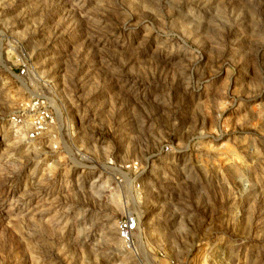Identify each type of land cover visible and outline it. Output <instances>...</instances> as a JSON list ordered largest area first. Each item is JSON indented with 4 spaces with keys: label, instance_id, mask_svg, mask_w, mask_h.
<instances>
[{
    "label": "rangeland",
    "instance_id": "374dc122",
    "mask_svg": "<svg viewBox=\"0 0 264 264\" xmlns=\"http://www.w3.org/2000/svg\"><path fill=\"white\" fill-rule=\"evenodd\" d=\"M126 207L143 264H264V0H0V264H132Z\"/></svg>",
    "mask_w": 264,
    "mask_h": 264
},
{
    "label": "built area",
    "instance_id": "2783aa9c",
    "mask_svg": "<svg viewBox=\"0 0 264 264\" xmlns=\"http://www.w3.org/2000/svg\"><path fill=\"white\" fill-rule=\"evenodd\" d=\"M30 68L28 61L22 62L18 66L16 75L25 76L31 71ZM52 101L63 106L62 99L58 96L38 95L22 99L16 104L14 110L7 115L6 119L26 139L31 141L39 140L47 129L55 125L56 112ZM71 126L70 124L68 129L73 135ZM164 149L170 151L168 146ZM140 215L137 209L126 207L116 220L117 239L120 240L124 250L129 254L132 264H143L144 262L143 256L138 249L139 239L136 237V233L140 231Z\"/></svg>",
    "mask_w": 264,
    "mask_h": 264
},
{
    "label": "bare ground",
    "instance_id": "6f19581e",
    "mask_svg": "<svg viewBox=\"0 0 264 264\" xmlns=\"http://www.w3.org/2000/svg\"><path fill=\"white\" fill-rule=\"evenodd\" d=\"M45 82H48V83H50V81L49 80H45ZM141 220V219H140ZM119 244H120V246H121V249L123 250V252L130 258V256H129V254L127 253V251H125L124 250V248H123V245H122V243L120 242V240H119Z\"/></svg>",
    "mask_w": 264,
    "mask_h": 264
}]
</instances>
